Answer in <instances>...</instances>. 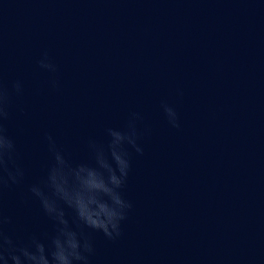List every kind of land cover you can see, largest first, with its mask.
Masks as SVG:
<instances>
[{
	"label": "water",
	"instance_id": "obj_1",
	"mask_svg": "<svg viewBox=\"0 0 264 264\" xmlns=\"http://www.w3.org/2000/svg\"><path fill=\"white\" fill-rule=\"evenodd\" d=\"M46 261L264 264V0H0V264Z\"/></svg>",
	"mask_w": 264,
	"mask_h": 264
},
{
	"label": "clouds",
	"instance_id": "obj_2",
	"mask_svg": "<svg viewBox=\"0 0 264 264\" xmlns=\"http://www.w3.org/2000/svg\"><path fill=\"white\" fill-rule=\"evenodd\" d=\"M116 226H117V225H114V228H115ZM109 234H110V233H109ZM53 255H54L55 258H57V254L53 253ZM75 255L77 256V258H80L78 253H75ZM68 256H69L68 254L65 255L63 252H61V253L59 254L58 258H59L60 260H67V259H68ZM14 259L16 260L17 257H14ZM45 264H47V261L45 262Z\"/></svg>",
	"mask_w": 264,
	"mask_h": 264
}]
</instances>
